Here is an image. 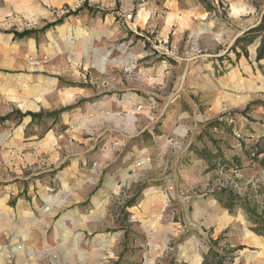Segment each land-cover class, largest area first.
Instances as JSON below:
<instances>
[{
	"label": "rangeland",
	"instance_id": "obj_1",
	"mask_svg": "<svg viewBox=\"0 0 264 264\" xmlns=\"http://www.w3.org/2000/svg\"><path fill=\"white\" fill-rule=\"evenodd\" d=\"M110 12L120 32L90 39V71L68 66L39 113L0 115L16 130L31 119L28 141L52 146L23 151L33 178L83 152L98 164L79 212L51 216L68 260L41 264H201L219 237L237 249L226 264H246L257 234L214 193L231 188L264 212L261 37L234 49L264 21V0H116ZM210 156L226 165L208 170Z\"/></svg>",
	"mask_w": 264,
	"mask_h": 264
},
{
	"label": "crops",
	"instance_id": "obj_2",
	"mask_svg": "<svg viewBox=\"0 0 264 264\" xmlns=\"http://www.w3.org/2000/svg\"><path fill=\"white\" fill-rule=\"evenodd\" d=\"M115 4L116 0H0V115L15 109L39 113L47 106L49 87H57L68 66L90 71V39L120 32L110 12ZM66 10L73 12L65 14ZM24 30L33 33L15 36ZM30 121L18 130L9 120L0 123V128L4 126L0 132V264H41L49 254L60 260L67 239L54 242L65 227L57 226L51 216L62 220L65 213L79 212L86 197L80 194L81 183L98 168V164L92 168L83 152L55 174H49L50 165L57 168V162H48L45 175L33 178L27 171L33 161L23 151L52 146L28 141L31 135L25 130ZM252 240L246 246L259 247L261 252L249 255L252 261L246 264L264 258V238L255 235Z\"/></svg>",
	"mask_w": 264,
	"mask_h": 264
},
{
	"label": "trees",
	"instance_id": "obj_3",
	"mask_svg": "<svg viewBox=\"0 0 264 264\" xmlns=\"http://www.w3.org/2000/svg\"><path fill=\"white\" fill-rule=\"evenodd\" d=\"M77 12V11H76ZM32 31H23L22 33H15L17 37H23L30 35ZM261 37V43L257 48L256 60H264V21L261 25L251 29L245 37H242L236 41L234 49L242 41L246 45H251L254 43L255 39ZM245 46V45H244ZM245 48V47H244ZM238 56L240 53L236 52ZM11 117L10 115L0 117V123L8 120ZM208 159V170L217 169L220 166H225L226 163L223 159L219 160L217 156L205 157ZM215 198L221 208L234 213L237 209H244L247 214V219L251 224V231L264 238V212H259L257 205H253L252 202L247 198L243 197L233 189L228 187L217 188L215 190ZM127 205V206H132ZM222 239L219 237L216 240L211 239V247L209 251L204 255L203 261L201 264H226L227 261L232 262L234 256H231L237 249H226L225 247L220 250V241ZM230 254V258L228 255Z\"/></svg>",
	"mask_w": 264,
	"mask_h": 264
},
{
	"label": "built area",
	"instance_id": "obj_4",
	"mask_svg": "<svg viewBox=\"0 0 264 264\" xmlns=\"http://www.w3.org/2000/svg\"><path fill=\"white\" fill-rule=\"evenodd\" d=\"M36 64H37V62H36Z\"/></svg>",
	"mask_w": 264,
	"mask_h": 264
}]
</instances>
